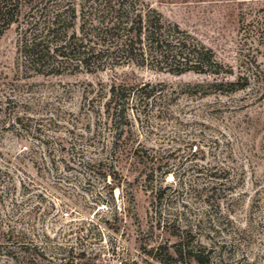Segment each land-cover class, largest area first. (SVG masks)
Returning a JSON list of instances; mask_svg holds the SVG:
<instances>
[{
	"label": "rangeland",
	"instance_id": "rangeland-1",
	"mask_svg": "<svg viewBox=\"0 0 264 264\" xmlns=\"http://www.w3.org/2000/svg\"><path fill=\"white\" fill-rule=\"evenodd\" d=\"M145 1L219 73L40 72L26 17L0 35V264H182V236L201 264H264V0ZM113 82L153 93L111 119Z\"/></svg>",
	"mask_w": 264,
	"mask_h": 264
},
{
	"label": "trees",
	"instance_id": "trees-1",
	"mask_svg": "<svg viewBox=\"0 0 264 264\" xmlns=\"http://www.w3.org/2000/svg\"><path fill=\"white\" fill-rule=\"evenodd\" d=\"M18 16L26 17L18 30L20 56L40 72H97L124 65L175 74H217L222 69L212 49L166 21L145 0H0V35ZM76 18L77 28L68 27ZM144 87L111 83L108 117L128 120L124 110L129 101L140 102L153 93H145ZM181 238L168 257L201 264V253Z\"/></svg>",
	"mask_w": 264,
	"mask_h": 264
}]
</instances>
